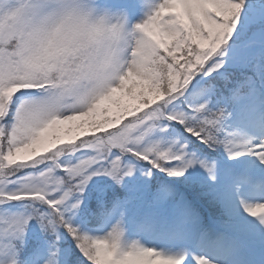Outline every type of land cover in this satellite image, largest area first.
<instances>
[{
	"label": "snow or ice",
	"instance_id": "6c2138e0",
	"mask_svg": "<svg viewBox=\"0 0 264 264\" xmlns=\"http://www.w3.org/2000/svg\"><path fill=\"white\" fill-rule=\"evenodd\" d=\"M0 264H264V0H0Z\"/></svg>",
	"mask_w": 264,
	"mask_h": 264
},
{
	"label": "clouds",
	"instance_id": "9594fccd",
	"mask_svg": "<svg viewBox=\"0 0 264 264\" xmlns=\"http://www.w3.org/2000/svg\"><path fill=\"white\" fill-rule=\"evenodd\" d=\"M113 23H115V21H112Z\"/></svg>",
	"mask_w": 264,
	"mask_h": 264
}]
</instances>
